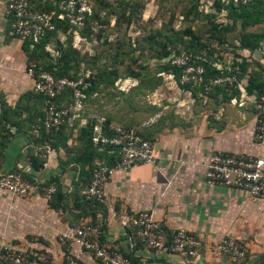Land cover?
Segmentation results:
<instances>
[{
    "label": "crops",
    "instance_id": "crops-1",
    "mask_svg": "<svg viewBox=\"0 0 264 264\" xmlns=\"http://www.w3.org/2000/svg\"><path fill=\"white\" fill-rule=\"evenodd\" d=\"M6 3L0 0V176L24 171L41 188L37 186L27 197L0 190V240L40 252L53 264H65L69 255H77V247L61 244L60 235L85 222L100 231L105 246L139 264H232L214 252L215 244L225 237L243 245L242 264H260L264 200L240 190L210 187L205 177V162L217 152L264 159V142L254 141L256 112L245 107L255 97L237 93L213 111L212 100L207 99L199 110L187 106V96L180 94L171 106L144 105L143 112L137 110L129 117L113 113L112 125L134 128L154 142L155 162L116 173L105 185L104 202L87 205L79 193L91 175L89 165H82L73 154L79 150L75 135L68 136L66 144L61 141L46 168L39 164L43 104L34 94V81L25 74L28 59L23 42L9 34ZM224 100L220 95L218 102ZM151 119L153 123L145 126ZM90 154L95 165L116 158L107 149ZM49 184L57 186L52 200L45 192ZM142 211L151 213L168 234L182 228L197 238L198 256L184 258L170 249L151 250L139 243L127 219ZM79 259L98 264L88 253Z\"/></svg>",
    "mask_w": 264,
    "mask_h": 264
},
{
    "label": "built area",
    "instance_id": "built-area-1",
    "mask_svg": "<svg viewBox=\"0 0 264 264\" xmlns=\"http://www.w3.org/2000/svg\"><path fill=\"white\" fill-rule=\"evenodd\" d=\"M32 0H7L5 15L10 23L9 34L21 42L39 43L47 33L55 31L54 17L65 21L71 28L82 29L92 17L94 2L98 0H40L43 4L52 5L55 10L50 12L34 10ZM232 4L248 5L264 3V0H231ZM197 61H205L187 52L173 54L168 63L171 67L181 70V86L190 84L201 85L204 81L205 68ZM37 66L28 62L25 70L27 77L34 81L33 91L44 97L43 128L48 140L41 148V159L44 161L42 169L55 150L50 145V136L59 131L69 118V109L59 107L56 99L67 89L74 96L73 111L83 110L86 98L87 83L84 80L56 79L51 74L42 73L36 79ZM173 79L172 75H169ZM214 87L235 85V76L210 79ZM257 111L254 140L264 142V97L259 101L254 99ZM153 119L144 125L149 126ZM105 121L93 129L92 142L95 145L115 147L120 149V158L113 166L102 162L96 163L90 183L81 191L86 201L104 202V188L111 178L118 172L128 171L136 166L153 164L155 162L153 141L145 138L136 129L113 128L114 135L103 134ZM206 184L210 187H223L240 190L250 197L264 200V159L245 154L214 153L205 162ZM37 186L32 184L24 171H17L0 176V190L13 197H27ZM47 198L55 192V187L45 189ZM127 224L133 230L136 238L148 249L168 250L184 258H196L201 247L200 241L185 229H177L170 234L168 240L165 230L149 212H139L127 219ZM100 231L88 223H80L72 230L62 233L61 244H74L77 255H69L65 264H84L79 257L90 254L98 264H139L120 252L110 249L100 243ZM214 252L226 256L230 263L241 264L246 251L238 239L221 238L214 246ZM0 263L2 264H53L49 258L35 250H23L0 240Z\"/></svg>",
    "mask_w": 264,
    "mask_h": 264
},
{
    "label": "rangeland",
    "instance_id": "rangeland-1",
    "mask_svg": "<svg viewBox=\"0 0 264 264\" xmlns=\"http://www.w3.org/2000/svg\"><path fill=\"white\" fill-rule=\"evenodd\" d=\"M98 1H112L113 10H103L100 13L94 36H76L73 42L76 53L68 54V60L73 66L70 74L77 77V80L85 81L89 76L94 80V84L87 83L85 89L86 91L92 86L88 94H85L87 99L83 103L84 111H73L72 102L66 106L69 118L63 134L70 138L74 135L77 137L79 130L85 126L91 127L98 120L105 121L113 113L119 117H129L137 110L143 112L144 105L171 106L175 99H179L180 94L182 97L187 96V106L199 110L206 106L204 102L211 100L215 92V87L210 83L211 78L206 79L204 75L201 85L190 84L192 89L199 88L194 97L192 89H182L180 81L177 84L174 78L169 77L170 74L159 73L166 62L159 57L163 46H166L167 51L182 49L181 38L189 39L185 34L187 30L200 37L213 50L209 60L215 62L217 68L227 71L226 75L219 77L235 76L237 79L239 73L241 76L238 84L220 86L228 89L225 101L218 102V95L215 97L217 100L210 102L211 110L216 111L221 103L229 102L228 98L232 96L233 90L236 95L238 93L243 97L252 71L256 72V78L264 81V54L250 57L252 65L246 72L241 71L239 66H234V63H241L242 58L249 56L238 50L241 29L239 24L231 23L227 12L217 14L214 22L222 24L220 27L224 31L219 34L218 42L212 38L211 25L205 15L215 12L214 7L220 0H197V3L196 0ZM210 6L213 9H209ZM251 31L263 32L264 27H255ZM204 59L206 60L205 57ZM233 67L235 73L232 72ZM132 74L140 77L135 79L131 77ZM247 106L256 112L257 117L252 99L245 103V107Z\"/></svg>",
    "mask_w": 264,
    "mask_h": 264
},
{
    "label": "trees",
    "instance_id": "trees-1",
    "mask_svg": "<svg viewBox=\"0 0 264 264\" xmlns=\"http://www.w3.org/2000/svg\"><path fill=\"white\" fill-rule=\"evenodd\" d=\"M197 3V0H196ZM32 8L34 10L39 11H47L50 12L52 10H55L52 5H49L47 3L43 4L40 0H32L31 1ZM198 4L194 7V10L197 11ZM213 9L212 6L209 7V9ZM103 10H113V2L112 1H96L94 2V11L91 18H89L86 22V26L82 29H74L71 28L68 23L65 21L58 20L56 16L53 19V22L55 24V31L47 33L46 37L41 40L39 43H32V42H23V51L27 57L28 62H33L36 64V79L38 76L42 73H48L51 74L56 79L61 78H67L70 80H77V77H74L70 74V70L73 68L71 65V62L68 60V54L70 53H76L74 48V40L76 36H80L81 38L90 37L95 35L94 28L97 27L98 21L100 18V13ZM215 12H210L209 14L205 15V18L208 20V22L211 25V36L214 38L217 42L219 40V34H222L224 31L223 27H220L222 24H216L215 18L217 17V14H221L223 12H227V18L231 21L233 25L239 24L241 29V35L238 40V50L243 51L248 54L249 57L242 58L241 63H234V66H239L241 71L246 72L247 68H249L252 63L249 60L250 57H252L255 54H264V31L263 32H253L251 29L259 26L264 27V3H251L248 5H238L235 6L232 4L231 0H220L217 6L214 7ZM222 28V29H221ZM94 31V32H93ZM189 36V39H183L181 38L183 43V48L178 49L175 51H167L166 46H163V51L159 55L160 59L166 60L164 64L160 68L159 73H165L170 74L173 76L174 80L179 84L180 76H181V70L171 67L168 63V59L173 54H180L181 52H187L192 55L199 56L201 58H206L205 61H197V64H201L205 68V78H211L215 79L219 76L226 75L227 71L221 70L216 67L215 62H211L209 60L213 50L209 48L208 45H206L204 42H202L201 38L198 36H195L193 32L190 30H187L185 32ZM218 34V35H216ZM64 39V40H62ZM77 51V50H76ZM78 66V65H77ZM256 71V70H255ZM231 72V71H230ZM233 73L234 67L232 70ZM231 72V73H232ZM254 73V76H253ZM256 72H251V75L248 78V83L245 86V93L248 96H254L257 101H259L262 97H264V81L256 78L255 76ZM131 77L138 79L140 76L138 74H132ZM240 73L238 74L237 81L240 80ZM85 82L89 84H94V80H92V77L89 76L88 78H85ZM182 89L185 90H191L192 88L190 85L187 86H180ZM155 87H153L154 89ZM92 89V86L90 85V88H88L85 91V94L87 95L88 92ZM199 88H193L191 91L196 97V92ZM215 92L213 94V97L211 100H217L218 95H222L224 98L226 96V91L228 89L222 88V87H215ZM236 91L233 90V94L235 95ZM34 94L38 97L39 100L42 101L43 104V111L39 118V127H40V143L41 147H43L46 140H48V137L46 135V132L43 128V119H44V97L40 94H37L34 92ZM153 94V93H152ZM151 95V94H149ZM147 97V96H146ZM232 97V96H231ZM87 99V96H86ZM225 101V100H224ZM57 105L62 108H67L66 106L69 105L70 102H72V105L74 104V96L70 89H67L65 92H63L57 99H56ZM84 111V109H83ZM154 116V113L152 114ZM151 116V117H153ZM112 117L107 116L105 118V124L103 127L104 135L106 136H113L114 130L113 128H117L119 126L112 125ZM67 121V120H66ZM97 125V122L95 125H92L91 127L85 126L84 128L80 129L77 136L78 141V151H75L73 154L76 158L79 157L78 162H80L82 165H89V171H90V179L88 183L84 186L86 187L92 178V172L95 168V162H93V155H88V152L95 151V149H107L111 150L116 154V158L113 162H109L107 159H101V162L108 166H113L116 164V162L120 158V149L115 147H108V146H100L95 145L92 142V136H93V129ZM65 124L61 127V129L55 133H53L50 136V145L51 147L56 150L58 149L59 145L61 144V141H65L68 138L67 135L63 134V131L65 129ZM126 128V127H121ZM127 129H132L131 127H127ZM134 129V128H133ZM65 136V137H64ZM146 138V137H145ZM91 150V151H90ZM73 157V158H75ZM39 160V164L41 167H43L44 161L41 159V151L39 156L37 157ZM35 167V166H34ZM38 167V166H37ZM83 167V166H82ZM27 178L30 180L32 184L35 186H39L37 182H34L31 178L27 176ZM54 185V184H49ZM55 186V185H54ZM83 187V188H84ZM43 188V187H42ZM82 188V189H83ZM46 189V188H45ZM81 189V191H82ZM81 191L79 193L81 202L87 204V205H94V206H100L99 203L95 201H86L81 196ZM57 194V186H55V192L51 195V199H54ZM168 240L170 239V234L166 232ZM139 243H142L140 240H138ZM100 243H102V235L100 236ZM128 257V256H127ZM134 262L139 263L137 260L128 257ZM246 259H244L245 261ZM243 261V262H244ZM242 262V263H243ZM241 263V264H242ZM264 264V260L260 263Z\"/></svg>",
    "mask_w": 264,
    "mask_h": 264
}]
</instances>
